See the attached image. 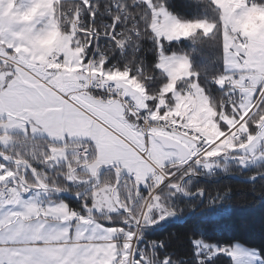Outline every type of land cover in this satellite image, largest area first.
Returning <instances> with one entry per match:
<instances>
[{
  "label": "snow or ice",
  "instance_id": "snow-or-ice-1",
  "mask_svg": "<svg viewBox=\"0 0 264 264\" xmlns=\"http://www.w3.org/2000/svg\"><path fill=\"white\" fill-rule=\"evenodd\" d=\"M196 5L0 0V264H147L178 167L264 157V0Z\"/></svg>",
  "mask_w": 264,
  "mask_h": 264
},
{
  "label": "trees",
  "instance_id": "trees-1",
  "mask_svg": "<svg viewBox=\"0 0 264 264\" xmlns=\"http://www.w3.org/2000/svg\"><path fill=\"white\" fill-rule=\"evenodd\" d=\"M104 1L110 0H97ZM169 3L172 11L184 17L204 14L196 0H169ZM144 44L148 46L147 40ZM193 55L197 62L210 66L216 59L215 51L209 48ZM214 165L217 168L214 177L203 179L196 170H190L160 188L166 215L160 218L156 213L155 223L136 229L140 255L146 257L147 264H163L165 257L168 264H234L229 249L236 243L257 249L264 262V162L231 158L227 163L214 161ZM184 178L180 190L178 186ZM65 199L76 206L70 197ZM196 242L214 249L225 245L226 251L206 260L197 251ZM200 257L205 260L201 262Z\"/></svg>",
  "mask_w": 264,
  "mask_h": 264
},
{
  "label": "rangeland",
  "instance_id": "rangeland-1",
  "mask_svg": "<svg viewBox=\"0 0 264 264\" xmlns=\"http://www.w3.org/2000/svg\"><path fill=\"white\" fill-rule=\"evenodd\" d=\"M261 150H262L261 148H259V147L257 148L256 157L260 156ZM230 156H231V153L222 155L218 159L227 163L231 159ZM259 162H264V159L259 161ZM259 162H255V163H259ZM212 166L215 167L216 165L212 164ZM191 170H194V169H191ZM196 246H197V248H196L197 251L199 253H202V255H200V256L205 257L206 260H210L211 258L218 256L217 248H215V249L209 248V246L203 244L202 242H196ZM230 253H231V258L233 259L234 264H264V262L261 259L260 254H259V251L255 248H248L242 244L236 243L233 245V247H231ZM240 253L244 254L242 259L238 256V254H240ZM201 257H200V260H202L201 262H203V260H205V259H202Z\"/></svg>",
  "mask_w": 264,
  "mask_h": 264
},
{
  "label": "built area",
  "instance_id": "built-area-1",
  "mask_svg": "<svg viewBox=\"0 0 264 264\" xmlns=\"http://www.w3.org/2000/svg\"><path fill=\"white\" fill-rule=\"evenodd\" d=\"M118 2H120V1L119 0H110V1H104L102 3H99L101 5V9L99 12L98 20H99V18H104L106 20H110L112 15H116L117 13H116L115 8H112L111 11H109V5L110 4H116ZM120 14L123 15V13H120ZM133 27H135L134 24H133ZM191 169L196 170L197 175L203 179L214 177L217 174V168L211 167L206 163L189 162V163L184 164L183 167L177 171V176L179 174L184 173L186 171H189ZM169 183L170 182L165 181L164 184L160 185V188L166 184H169ZM224 252H225V245H220L217 247V254L218 255H222V254H224Z\"/></svg>",
  "mask_w": 264,
  "mask_h": 264
},
{
  "label": "crops",
  "instance_id": "crops-1",
  "mask_svg": "<svg viewBox=\"0 0 264 264\" xmlns=\"http://www.w3.org/2000/svg\"><path fill=\"white\" fill-rule=\"evenodd\" d=\"M240 153H231V156H230V158H238V159H240ZM218 158H220V156L219 157H215V158H210L209 159V161H206V163L209 165V166H212V164H214V161H218L219 159ZM264 159V157H261V156H259V157H253V158H248V159H246V160H250V161H253V162H259V161H261V160H263ZM184 181V182H183ZM185 181H186V178H184L183 180H181V182H180V184H179V189L181 190V185H182V188H183V186H184V183H185ZM183 182V183H182ZM146 191H151V189H146ZM190 198V197H189ZM171 217H173L174 218V216H171ZM204 244V243H203ZM205 245H207V246H209V248H211V246L210 245H208V244H205ZM229 253H230V249H229ZM229 256L231 257V255L229 254Z\"/></svg>",
  "mask_w": 264,
  "mask_h": 264
},
{
  "label": "water",
  "instance_id": "water-1",
  "mask_svg": "<svg viewBox=\"0 0 264 264\" xmlns=\"http://www.w3.org/2000/svg\"><path fill=\"white\" fill-rule=\"evenodd\" d=\"M182 185H183V184H182ZM182 185H181V190H182ZM192 197H193V196H191L190 198H192ZM197 209H198V208H196V209L192 212V214L195 213V211H197ZM178 221H180V220L178 219Z\"/></svg>",
  "mask_w": 264,
  "mask_h": 264
}]
</instances>
